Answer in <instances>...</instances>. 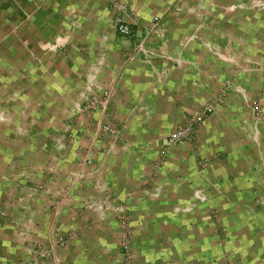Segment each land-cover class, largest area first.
<instances>
[{"label": "crops", "instance_id": "crops-1", "mask_svg": "<svg viewBox=\"0 0 264 264\" xmlns=\"http://www.w3.org/2000/svg\"><path fill=\"white\" fill-rule=\"evenodd\" d=\"M117 2L137 20L129 38L115 31ZM262 4L0 0V64L24 87L39 73L35 102L67 117L73 137L64 155L36 143L21 159L0 140V264H121L125 227L81 207L91 199L126 206L132 264H264ZM92 97L103 109L77 114ZM207 105L194 144L172 146L156 169L164 138ZM92 141V164H80ZM68 170L84 174L80 186Z\"/></svg>", "mask_w": 264, "mask_h": 264}, {"label": "rangeland", "instance_id": "rangeland-1", "mask_svg": "<svg viewBox=\"0 0 264 264\" xmlns=\"http://www.w3.org/2000/svg\"><path fill=\"white\" fill-rule=\"evenodd\" d=\"M8 66L4 63L0 64V140L3 141L4 139L11 144V150L18 155V159H21L22 155H26L25 152H28V149H30L29 151L31 154H34L36 151L34 145L36 143H38V145L40 144L39 147L44 152V155H48L50 151L51 153L55 151L56 153L64 155L65 152H67L68 145L72 143L73 139L70 133L71 128L68 127V122H70V120H68L67 117L63 119H51L52 114L50 108L52 106L44 104L43 102L41 104L35 102L39 100L38 87H36L37 81H39V73L31 72V74L28 75L29 78H26L31 81V85H29V87H24L22 83L23 73L8 71ZM10 83L14 85L10 86ZM50 115L51 117H49ZM60 135L66 139L65 142H58ZM168 137L169 135L164 138V141L161 143L162 145L157 158L159 161L155 162L156 169L165 161L172 146L182 143L194 144V135L191 138H185L173 144H167ZM60 146H62V148H60ZM89 147L83 150V154L78 157L80 164L84 162L86 156L89 154L93 156L94 152L97 150L89 152ZM49 172L53 173V170ZM75 173L78 172L68 170L64 176L66 181L70 183L68 176ZM82 175L84 176V174ZM82 180L83 178L81 181ZM147 187L148 185H146V188ZM149 189L150 188H143L142 191H147L148 194L158 192H152L149 191ZM261 202L263 204H261ZM256 207L264 208V200L258 201ZM117 222L120 223L122 228L125 227V230L126 227L128 228L127 215L124 224L121 223L120 220ZM125 235L129 237V233L125 232Z\"/></svg>", "mask_w": 264, "mask_h": 264}, {"label": "built area", "instance_id": "built-area-1", "mask_svg": "<svg viewBox=\"0 0 264 264\" xmlns=\"http://www.w3.org/2000/svg\"><path fill=\"white\" fill-rule=\"evenodd\" d=\"M264 7V4H262ZM113 9L115 13L114 17V28L117 34L123 38H129L134 35V28L133 26L137 23V20L135 19L134 12L130 11L128 8V5L126 3L117 2L113 4ZM125 16L130 17L131 22H127L125 20ZM158 17L154 18V24H157ZM262 69L264 71V62L262 64ZM104 96H108V92L104 93ZM105 105V101L99 102L96 98L92 97L85 100V103L83 105H77L76 106V113L79 115L90 113L93 110H97L99 108L103 109ZM253 110L257 112L258 109V103L253 102L252 104ZM213 112V107L208 105L203 108V110L196 116L190 118L186 124L180 128H178L174 133L170 134L167 139V144H173L177 141H180L185 138H191L194 135V132L196 131V127L200 120ZM99 132L102 134L110 136L113 140L117 139L119 136V131L113 127H110L108 125H100L97 126ZM62 148V146H60ZM98 148V143L96 141H92L89 147V152H94ZM84 165L90 166L92 164V154H89L84 159ZM83 178L82 173H75L73 175L68 176V179L70 180V185H78L80 186L82 183L81 179ZM71 192L68 189L64 190V194H69ZM158 192H155L153 194L154 197L157 196ZM147 194V191H142V195ZM196 197L203 201L204 198L199 195V193L195 194ZM131 197L129 194H127L126 199L129 200ZM109 205L107 202L102 203L101 201H97L94 199L84 201L81 203V207L85 210L96 212L99 215V221L103 222L107 219V217L110 215H114L118 220H120L121 223L124 224L125 218H126V206L124 203L116 204V205H109L110 208L107 206ZM127 228V227H126ZM128 229L125 230L127 233ZM124 232V233H125ZM66 240L63 237L57 238V244L62 246L65 245ZM130 241L127 235H124V238L121 243V256H122V262L121 264H132L131 260V253H130ZM38 250H35L37 252ZM39 252V251H38ZM39 256L42 255L39 253Z\"/></svg>", "mask_w": 264, "mask_h": 264}]
</instances>
